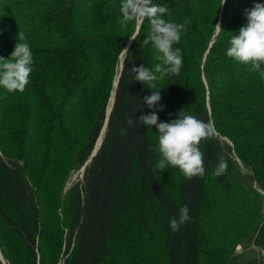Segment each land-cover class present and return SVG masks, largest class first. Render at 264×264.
<instances>
[{
	"label": "trees",
	"instance_id": "16d2710c",
	"mask_svg": "<svg viewBox=\"0 0 264 264\" xmlns=\"http://www.w3.org/2000/svg\"><path fill=\"white\" fill-rule=\"evenodd\" d=\"M152 2L165 19L191 21L174 45L181 71L157 89L132 80L134 65L160 61L141 46L147 18L135 34L134 21L119 23L121 0H0V56L21 31L34 61L23 93L0 87V249L11 264H237V244L264 246V77L226 55L244 9L264 0ZM117 76L101 143L63 192L94 148ZM153 91L163 111L143 100ZM182 108L216 129L200 145L203 178L160 172L156 127L126 123ZM220 155L228 170L217 178ZM185 204L191 220L173 232Z\"/></svg>",
	"mask_w": 264,
	"mask_h": 264
},
{
	"label": "clouds",
	"instance_id": "9594fccd",
	"mask_svg": "<svg viewBox=\"0 0 264 264\" xmlns=\"http://www.w3.org/2000/svg\"><path fill=\"white\" fill-rule=\"evenodd\" d=\"M227 0H222L220 6ZM120 12L121 26L129 22H135L142 26L145 18L149 21V31L143 39V45L150 42L160 61L151 69L144 65L133 66L129 72L132 80L142 83L147 88L157 89L156 82L166 76L178 75L183 66L182 49L174 47L181 40L183 33L187 31L186 25L191 21L182 23L165 19V13L169 10L166 6L153 4L152 0H121ZM247 23L241 26L236 35L230 37V47L226 50L227 57L237 62L250 65L251 71H259L264 77V3L254 2L251 8L244 9ZM217 30H221L220 23L216 24ZM131 39H136L132 37ZM127 49V48H125ZM33 54L27 38L23 32L18 33V42L10 56H0V87L8 92L19 91L23 93L30 83V74L33 71ZM159 74V75H157ZM161 94L153 91L143 100L148 108L164 110L160 104ZM171 116L172 113H169ZM129 127L136 125L155 126L158 132L157 145L152 149L160 156L156 168L163 172L169 166L178 168L185 179L203 178L205 176L204 152L201 151L202 141H208L215 137L216 129L212 122H205L193 114L186 113L183 108L178 113V118L168 121H160L156 111L149 114H141L138 119L133 116L126 118ZM228 162L223 155L218 156V163L212 173L214 177L227 175ZM191 220L189 205L185 204L178 210V216L169 221L173 232L179 231L181 225Z\"/></svg>",
	"mask_w": 264,
	"mask_h": 264
},
{
	"label": "rangeland",
	"instance_id": "374dc122",
	"mask_svg": "<svg viewBox=\"0 0 264 264\" xmlns=\"http://www.w3.org/2000/svg\"><path fill=\"white\" fill-rule=\"evenodd\" d=\"M111 97V95H110ZM109 97V99H110ZM109 103V100H108ZM108 106V104H107ZM83 165L71 170L70 174L65 180L63 192L71 185L73 182L78 181L82 178ZM236 251L238 253L237 264H242L245 262H251L252 264H260L261 256L264 254V246H257L254 244L249 245L248 247H241L240 244L236 245ZM0 260L2 264H11L1 253L0 249ZM61 259L58 260L60 263Z\"/></svg>",
	"mask_w": 264,
	"mask_h": 264
},
{
	"label": "water",
	"instance_id": "95a60500",
	"mask_svg": "<svg viewBox=\"0 0 264 264\" xmlns=\"http://www.w3.org/2000/svg\"><path fill=\"white\" fill-rule=\"evenodd\" d=\"M138 26H139V25L137 24V26H136V30H135L134 34L136 33ZM134 34H133V35H134ZM133 35L129 38L128 43L131 41V38L133 37ZM120 68H121V63H120ZM117 79H118V76H117V77L114 79V81H113V85H112V89H111V102H110V105L106 107V118H105V122H104V124H103V126H102V128H101V131H100V133H99L97 139H96V142H95L94 148H93V150H92V152H91L89 158L84 162L83 167H84L85 164L90 160L91 156L95 154L97 148L99 147V144L101 143L102 135H103V131H104V128H105V126H106V122H107V117H108V114H109V111H110V109H111V105H112V102H113V93H114V91H115V87H116V84H117Z\"/></svg>",
	"mask_w": 264,
	"mask_h": 264
},
{
	"label": "built area",
	"instance_id": "2783aa9c",
	"mask_svg": "<svg viewBox=\"0 0 264 264\" xmlns=\"http://www.w3.org/2000/svg\"><path fill=\"white\" fill-rule=\"evenodd\" d=\"M260 264H264V254L261 256Z\"/></svg>",
	"mask_w": 264,
	"mask_h": 264
},
{
	"label": "bare ground",
	"instance_id": "6f19581e",
	"mask_svg": "<svg viewBox=\"0 0 264 264\" xmlns=\"http://www.w3.org/2000/svg\"><path fill=\"white\" fill-rule=\"evenodd\" d=\"M110 102H111V97H110V99H109V103H108V106L110 105Z\"/></svg>",
	"mask_w": 264,
	"mask_h": 264
}]
</instances>
